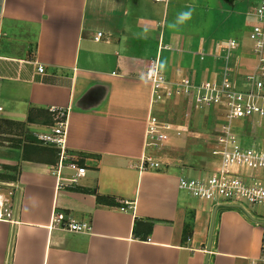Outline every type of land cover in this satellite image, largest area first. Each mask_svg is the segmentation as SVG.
<instances>
[{"label":"crops","instance_id":"obj_1","mask_svg":"<svg viewBox=\"0 0 264 264\" xmlns=\"http://www.w3.org/2000/svg\"><path fill=\"white\" fill-rule=\"evenodd\" d=\"M179 3L0 0V133L13 137L0 138V213L14 216L13 223L0 219V264H258L261 227L238 209H217L207 252L214 206L178 187L179 178L206 170L139 169L143 156L157 158L144 147L151 63L171 80L199 83L215 72L201 58L214 46L187 51L194 30L186 36L176 24L166 31L170 5L178 15ZM184 103L174 99L157 112L184 122ZM50 107L67 110L65 152L85 170L70 186H59L51 171L58 151L32 137L51 126ZM52 215L90 231L50 227Z\"/></svg>","mask_w":264,"mask_h":264},{"label":"built area","instance_id":"obj_2","mask_svg":"<svg viewBox=\"0 0 264 264\" xmlns=\"http://www.w3.org/2000/svg\"><path fill=\"white\" fill-rule=\"evenodd\" d=\"M248 15L254 24L248 33V45L245 48L230 39L224 44L216 45L210 53L202 54L201 58L208 59L214 66L218 63L219 66L218 71L207 81L193 83L182 77L167 79L159 73L157 64L151 63V67L145 72L150 83V98L145 119L144 147L156 153L172 137L180 138L189 132L188 122L175 125L163 120L157 112L158 108L174 99L183 98L189 109L194 108L214 117V140L209 151L213 166L206 170L205 177L179 178L178 187L193 198L208 202L214 207L238 206L244 214L248 213L257 221L264 222L263 216L256 217L244 207L264 210V180L257 174L264 170V149L240 145L238 135L233 131L238 125L242 128L244 124L252 126L255 121L260 124L264 120V0H258ZM100 37L101 34L98 33L94 40L97 41ZM238 48H243V51L246 50L254 57L252 70L247 73L239 74V60L235 55ZM37 73H43L42 67H37ZM47 111L52 120L51 126L32 134V137L39 146L58 151L57 163L51 171L57 175L59 186H70L84 176L85 170L70 160L65 152L67 110L50 107ZM0 138L13 137L0 133ZM161 166L158 158L145 155L140 159L139 169H159ZM1 168L2 163L0 172ZM62 170L67 171L70 176L62 177ZM2 203L0 195V208ZM3 217L14 222V216L8 210L0 213V219ZM256 225L261 227L257 261L258 264H264V224ZM50 227L75 233L90 231L87 223H78L72 219L61 221L53 215Z\"/></svg>","mask_w":264,"mask_h":264},{"label":"rangeland","instance_id":"obj_3","mask_svg":"<svg viewBox=\"0 0 264 264\" xmlns=\"http://www.w3.org/2000/svg\"><path fill=\"white\" fill-rule=\"evenodd\" d=\"M257 1L258 0H181L179 6L182 5V7L180 6L178 15L170 5L165 23L166 31H175L176 24H178V30L186 36L188 33L193 35L192 30H194L196 35L193 36V44H189V47H192L187 51H193L198 44L211 45L215 48L216 44H224L230 38L240 43L243 45V48H245L246 45H248V33L254 24V21L248 14ZM155 21L161 22V13L158 14V19L156 18ZM151 25V28H153L155 22ZM160 28L161 27L158 26L157 32ZM153 30H156V27ZM166 31L165 37L168 39H165L169 41L170 37L166 35ZM205 53L206 52H204L203 55ZM235 55L238 56L239 60V74L247 73L252 70L254 57L241 48H238ZM196 62H202L200 65L197 64L198 68L204 65L203 61L198 59H196ZM216 64L215 67L213 66L215 72L218 71L219 67L218 63ZM179 100L184 101V105L187 106L183 98L175 99L176 102ZM189 110L188 108V111L183 115V121L189 124V132L180 138L172 137L167 144L156 151L157 158L164 166L176 164L181 165V167L197 168L199 171H205L211 166L209 151L211 143L214 140L212 129L214 128L215 118L206 113L204 114L202 111L199 112V115L197 113L198 116L196 115L194 117V114H189ZM176 113H171L172 117L175 114L176 116H180L178 112ZM184 122L175 121L173 123L177 125L183 124ZM244 125L245 126L242 128H239L238 125L236 126L237 129H233L234 133L238 135L239 144L246 147L252 146L264 149V120L260 124L255 121L252 126H248V124ZM262 176L264 177V172ZM190 177L195 178V176ZM244 207L256 217L263 216L264 218L263 209L258 210V207ZM238 211L244 214L242 210L238 209Z\"/></svg>","mask_w":264,"mask_h":264},{"label":"water","instance_id":"obj_4","mask_svg":"<svg viewBox=\"0 0 264 264\" xmlns=\"http://www.w3.org/2000/svg\"><path fill=\"white\" fill-rule=\"evenodd\" d=\"M222 208H232V209H239L238 206L234 205H227V206H221ZM220 208L218 206L214 207L212 214H211V221H210V226H209V233H208V239H207V252L209 251L210 245H211V238L213 234V227H214V221H215V215L217 212V209ZM246 217L253 223L255 224H264L263 221H257L254 219L252 216H250L248 213H245Z\"/></svg>","mask_w":264,"mask_h":264},{"label":"trees","instance_id":"obj_5","mask_svg":"<svg viewBox=\"0 0 264 264\" xmlns=\"http://www.w3.org/2000/svg\"><path fill=\"white\" fill-rule=\"evenodd\" d=\"M15 171H13V173H14ZM15 174V173H14ZM14 174H12V178L14 177ZM8 176V175H7ZM96 200L97 201H105V202H109L110 200L108 199V198H103V197H101V196H98V195H96Z\"/></svg>","mask_w":264,"mask_h":264}]
</instances>
